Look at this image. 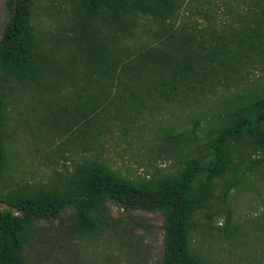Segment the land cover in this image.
Segmentation results:
<instances>
[{"label": "trees", "instance_id": "trees-1", "mask_svg": "<svg viewBox=\"0 0 264 264\" xmlns=\"http://www.w3.org/2000/svg\"><path fill=\"white\" fill-rule=\"evenodd\" d=\"M65 1V32L53 42L40 32L33 0L4 1L0 264H32L24 252L37 222L65 210L77 235L101 232L110 221L107 203L160 213V264H225L199 248L196 235L205 226L198 215L208 225L218 212L210 211L216 181L230 174L219 190L228 215L229 191L264 164V0ZM13 85L39 95L62 90L61 103L83 97L71 109L50 110L45 123L86 144L111 139L113 129L140 135L136 119L161 102L209 100L214 130L172 172L126 177L94 154L45 183H11ZM191 124L193 132L198 120ZM162 134L173 148L192 139L164 128Z\"/></svg>", "mask_w": 264, "mask_h": 264}, {"label": "rangeland", "instance_id": "rangeland-1", "mask_svg": "<svg viewBox=\"0 0 264 264\" xmlns=\"http://www.w3.org/2000/svg\"><path fill=\"white\" fill-rule=\"evenodd\" d=\"M4 1L0 0V36L7 17ZM66 6L65 0H33L34 18L47 41L53 42V35L60 37L65 32ZM13 88L8 105L10 124L15 130L9 152L16 162L11 183H45L94 154L126 177L172 172L184 155L214 130L209 100L205 104L199 99L183 105L161 102L136 119L140 135L127 131V136L122 137L113 129L111 139L103 136L99 144L91 140L86 144L45 123L50 110L60 112V106L71 109L83 97L77 95L68 103H61L62 90L39 95L15 85ZM193 118L198 125L191 132ZM163 128L192 139L173 148L171 139H162ZM229 178L230 174H226L216 181L210 211L218 212L211 216L208 225L203 214L198 215L205 226L196 235L199 248L225 264H264V164L246 172L238 186L229 191L230 212L226 215L221 209L219 190L224 179ZM106 210L110 216L106 229L92 236L77 235L69 228L68 210L57 219L37 222L40 230L25 250V259L32 264H160V213L126 210L110 203Z\"/></svg>", "mask_w": 264, "mask_h": 264}]
</instances>
